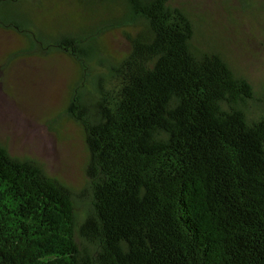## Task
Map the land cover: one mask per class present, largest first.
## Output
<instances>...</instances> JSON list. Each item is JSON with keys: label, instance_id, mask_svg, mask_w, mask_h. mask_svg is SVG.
<instances>
[{"label": "trees", "instance_id": "1", "mask_svg": "<svg viewBox=\"0 0 264 264\" xmlns=\"http://www.w3.org/2000/svg\"><path fill=\"white\" fill-rule=\"evenodd\" d=\"M55 4L0 0V30L22 40L8 60L74 66L61 112L91 198L80 215L69 184L0 141V264H264V95L172 0ZM34 6L67 25L45 31Z\"/></svg>", "mask_w": 264, "mask_h": 264}, {"label": "rangeland", "instance_id": "2", "mask_svg": "<svg viewBox=\"0 0 264 264\" xmlns=\"http://www.w3.org/2000/svg\"><path fill=\"white\" fill-rule=\"evenodd\" d=\"M186 7L199 27L205 47L218 45L264 95V0H172ZM56 5V0H46ZM57 9L58 6H57ZM50 10L34 6L39 27L58 32L65 24ZM96 18V17H95ZM61 29V30H65ZM112 56L127 50L123 35L107 34ZM21 38L0 30V141L15 155H28L73 188L76 208L84 215L91 198L85 173L83 131L62 114L75 68L62 55L19 59L8 55ZM6 60V61H5Z\"/></svg>", "mask_w": 264, "mask_h": 264}]
</instances>
